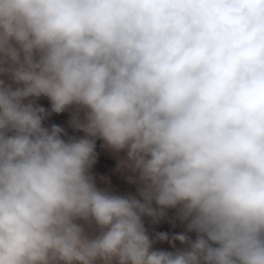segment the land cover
Returning a JSON list of instances; mask_svg holds the SVG:
<instances>
[{
	"label": "clouds",
	"instance_id": "clouds-1",
	"mask_svg": "<svg viewBox=\"0 0 264 264\" xmlns=\"http://www.w3.org/2000/svg\"><path fill=\"white\" fill-rule=\"evenodd\" d=\"M69 110L85 137L45 127ZM96 137L142 201L96 186ZM0 264H264V0H0Z\"/></svg>",
	"mask_w": 264,
	"mask_h": 264
},
{
	"label": "rangeland",
	"instance_id": "rangeland-1",
	"mask_svg": "<svg viewBox=\"0 0 264 264\" xmlns=\"http://www.w3.org/2000/svg\"><path fill=\"white\" fill-rule=\"evenodd\" d=\"M37 103L45 109H50L51 103L46 97H40ZM45 127L51 128L56 125L62 129L61 137L65 140L80 139L86 136V133L76 128L72 124L71 110L63 113H53L44 121ZM95 139V158L92 165L98 166L103 172V180L97 185L99 189L108 191L114 195L135 196L142 201L138 194L140 182L138 173L132 172L130 169L121 164L123 153H114L107 148L104 141L99 137ZM151 207L157 212V216H144L142 221L152 241H156L157 250H167L176 246L188 247L186 243H182L176 239L177 236H187L190 241H195L196 233L188 230L189 221L181 218L179 207L161 208L152 203ZM86 230L90 235L96 233L95 225L88 227ZM160 234H164L167 239H158Z\"/></svg>",
	"mask_w": 264,
	"mask_h": 264
},
{
	"label": "crops",
	"instance_id": "crops-1",
	"mask_svg": "<svg viewBox=\"0 0 264 264\" xmlns=\"http://www.w3.org/2000/svg\"><path fill=\"white\" fill-rule=\"evenodd\" d=\"M89 173L93 177L96 186L99 185L102 182V180H103V172L100 170V168L98 166L92 165L90 170H89ZM97 231L98 230L96 229V232ZM156 246H157L156 245V241H153L152 248L154 250H157ZM182 249H186V248L183 247V246H176V247L164 250V251H173L174 252L176 250H182Z\"/></svg>",
	"mask_w": 264,
	"mask_h": 264
}]
</instances>
